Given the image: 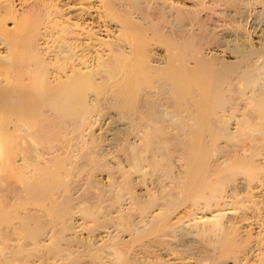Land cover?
<instances>
[{"label": "bare ground", "instance_id": "1", "mask_svg": "<svg viewBox=\"0 0 264 264\" xmlns=\"http://www.w3.org/2000/svg\"><path fill=\"white\" fill-rule=\"evenodd\" d=\"M14 5L0 0V264H264V0ZM91 118L122 129L127 167L84 134ZM179 211L217 216L174 240Z\"/></svg>", "mask_w": 264, "mask_h": 264}, {"label": "rangeland", "instance_id": "2", "mask_svg": "<svg viewBox=\"0 0 264 264\" xmlns=\"http://www.w3.org/2000/svg\"><path fill=\"white\" fill-rule=\"evenodd\" d=\"M26 1L27 0H14V4H15L14 5L15 6L14 7L15 8L14 15H18L20 13V11L22 10V7H24L27 4V2L32 1V0H28L27 2ZM24 3H26V4L24 5ZM93 14H95V13H93ZM263 15L264 14L256 15L255 19H253V20H256L257 18H259V21L257 19L255 21L256 24L254 23V26H257V29H258V26H259L260 29L264 28V25L263 24L261 25V23H264V18H263L264 16ZM259 16H261V17H259ZM260 20H261V22H260ZM14 22H15L14 19L9 20L7 22L8 27H13ZM95 29L99 31L98 32L99 36L97 35L98 38L101 37V39H104V40L113 38V34L111 32H109V31H107V29L104 26H98ZM241 32H243V30ZM233 38H234V36H227L225 38V41L227 40L226 42L229 43V42L232 41L231 39H233ZM151 51H152L151 52L152 64L159 65L160 64L159 61H160V58L162 57V55L164 54V50L162 48L153 47ZM0 53L3 56L5 55V51H4V48L2 47V45H0ZM205 53L208 54V51H205ZM209 53H210V55H207V54H205V55H207V56H212L213 55L211 52H209ZM99 126H100L99 121L97 119H95V118H91L89 120V126L87 128H85V130L86 129L87 130L86 131L84 130V134L86 136H93L96 139L97 148L99 147L98 149L97 148L96 149L104 157L106 162L110 163L113 167H117L118 165L121 166V167H127L124 164L125 163L124 156H123L121 150L119 149L118 143H117V141L114 140V137H113L114 136V131L122 130V129L118 128L117 126H108V127H102V128H99ZM98 132L99 133L101 132L100 133L101 136L99 135ZM102 139H103V141H102ZM175 161H176V163H179V162H177V160H175ZM104 173L105 172L103 171V169L102 170H97L96 173H95L97 178L98 177L101 178L100 179L101 183H106V176H105ZM180 212L181 211H179L178 214H176V216L172 219V222L176 226V228H175V230H174V232H173V234L171 236V238L174 239V240L176 238V235H175L177 233L176 231H178L179 228L182 225L181 223H184L183 225L185 227H187V228H190L193 225H195L194 227H196L198 225H203V223H205L207 221V219H214L215 215L217 216V212H214V216L213 215H208L207 217H204L203 219H201V218H199L201 216L200 214L197 215L196 218H193V217H187L186 215H183L182 212L181 213ZM221 213L226 214V215H224L225 218L227 216H229V215H232V211H229V210L223 211ZM183 216L184 217L186 216L185 220H184ZM181 220H183V221L181 222ZM240 224H243V223H240ZM243 231H244V228H243ZM242 235H245V231H244V233L242 232ZM202 263H205V262H202ZM231 264H233V262H231Z\"/></svg>", "mask_w": 264, "mask_h": 264}]
</instances>
